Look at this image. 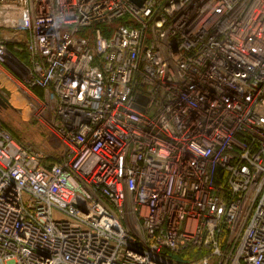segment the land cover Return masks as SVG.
Here are the masks:
<instances>
[{
	"label": "built area",
	"instance_id": "1",
	"mask_svg": "<svg viewBox=\"0 0 264 264\" xmlns=\"http://www.w3.org/2000/svg\"><path fill=\"white\" fill-rule=\"evenodd\" d=\"M140 1L0 0V264H264V0Z\"/></svg>",
	"mask_w": 264,
	"mask_h": 264
},
{
	"label": "rangeland",
	"instance_id": "2",
	"mask_svg": "<svg viewBox=\"0 0 264 264\" xmlns=\"http://www.w3.org/2000/svg\"><path fill=\"white\" fill-rule=\"evenodd\" d=\"M9 48L12 49L10 45ZM6 68L18 78L11 68ZM39 92L43 95L42 91ZM17 94L15 89L10 91L7 87H0V123L33 150L54 155L56 152L50 146L49 131L38 121L34 101L26 93L25 96Z\"/></svg>",
	"mask_w": 264,
	"mask_h": 264
},
{
	"label": "trees",
	"instance_id": "3",
	"mask_svg": "<svg viewBox=\"0 0 264 264\" xmlns=\"http://www.w3.org/2000/svg\"><path fill=\"white\" fill-rule=\"evenodd\" d=\"M22 59H27V54L25 52L18 54ZM202 255V252L200 249L196 250L194 247H190L189 249L178 252L174 254V258H176L178 261L188 260L191 258H199Z\"/></svg>",
	"mask_w": 264,
	"mask_h": 264
},
{
	"label": "bare ground",
	"instance_id": "4",
	"mask_svg": "<svg viewBox=\"0 0 264 264\" xmlns=\"http://www.w3.org/2000/svg\"><path fill=\"white\" fill-rule=\"evenodd\" d=\"M3 79H2V82H3V85H9V87L7 86V88L11 91V89H15L16 92H18V96H25V93L24 92H21V90L19 89L20 87H17L16 84H14L12 81H9L8 78L4 77L2 75ZM5 78V79H4ZM8 82V84H7Z\"/></svg>",
	"mask_w": 264,
	"mask_h": 264
},
{
	"label": "water",
	"instance_id": "5",
	"mask_svg": "<svg viewBox=\"0 0 264 264\" xmlns=\"http://www.w3.org/2000/svg\"><path fill=\"white\" fill-rule=\"evenodd\" d=\"M143 0L140 1V4H142ZM0 87H7L6 85H3L2 78L0 77ZM7 90V89H6ZM7 100V99H6Z\"/></svg>",
	"mask_w": 264,
	"mask_h": 264
}]
</instances>
